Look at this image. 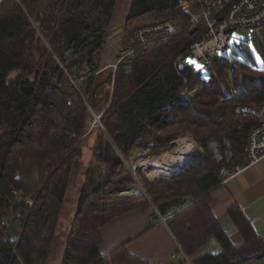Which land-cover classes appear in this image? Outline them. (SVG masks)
<instances>
[{"label":"trees","instance_id":"16d2710c","mask_svg":"<svg viewBox=\"0 0 264 264\" xmlns=\"http://www.w3.org/2000/svg\"><path fill=\"white\" fill-rule=\"evenodd\" d=\"M119 1L0 0V264H48L56 253L62 255L58 264H147L128 254L125 244L106 255L99 246L108 223L152 205L155 217L171 216L167 224L186 256L210 236L219 239L224 252L195 264H242L263 256L233 246L211 212L210 193L223 181L219 168L247 159L254 121L234 110L264 101V68L239 64L238 44L231 49L238 64L214 58L210 84L199 82L191 66L179 73L176 61L189 58L190 47L203 39L201 31L189 30L183 14L197 0H132L127 28L170 20L190 32L153 42L115 73L111 67L101 71L97 52L110 36ZM184 78L198 89L193 106L181 99L190 85ZM78 80L83 83L77 88L72 82ZM102 112L105 130L94 131L95 115ZM188 135L204 151L202 160L195 156L192 165L169 168L188 166L178 172L154 168L158 178L176 174L170 181L152 183L139 169L134 178L137 151L159 156ZM138 176L143 196L134 192ZM72 189L77 207L58 249ZM12 190L33 198V208ZM18 212L21 217L9 222ZM230 213L247 243L257 244L242 212ZM17 222L22 233L12 240L8 225Z\"/></svg>","mask_w":264,"mask_h":264},{"label":"crops","instance_id":"0c3cea01","mask_svg":"<svg viewBox=\"0 0 264 264\" xmlns=\"http://www.w3.org/2000/svg\"><path fill=\"white\" fill-rule=\"evenodd\" d=\"M195 96L190 94L192 98ZM237 164L242 165V170L211 191L210 209L235 248L248 246L263 253L242 264H264V156L258 162H251L247 157L244 164ZM75 202L76 209L77 200ZM232 209L240 210L252 227L257 236L254 246L247 243L231 216ZM101 235L99 250L102 254H109L125 244L128 254L147 264H195L207 256H219L224 252L219 239L212 235L195 254L186 256L167 222L154 216L153 205L148 210L138 209L115 218L101 229Z\"/></svg>","mask_w":264,"mask_h":264},{"label":"built area","instance_id":"2783aa9c","mask_svg":"<svg viewBox=\"0 0 264 264\" xmlns=\"http://www.w3.org/2000/svg\"><path fill=\"white\" fill-rule=\"evenodd\" d=\"M184 13L190 21V29H201L204 33L202 42L194 44L191 51L193 59L196 60L202 69H209L215 57L227 58L232 48L236 47L245 38L241 34H252L264 28V0H197L194 7L186 6ZM180 34L176 25L171 21L153 23L151 25L136 28L134 32V42L121 48L119 59L110 67L117 70L119 65L127 64L139 50H146L147 47L162 38L177 36ZM238 41V42H234ZM181 61L177 62L176 66ZM182 64V63H181ZM195 70V76H200L201 72L194 65L189 64ZM85 82V80H84ZM83 82H81L82 84ZM184 83L190 82L184 78ZM189 90L181 93V99L188 103H193L191 97L187 98ZM235 114L241 117L250 118L254 121V127L249 134V144L247 147V157L251 162H258L264 156V101L260 104L246 105L239 104L235 107ZM135 155L146 156L147 151ZM139 166H134L131 173L137 178L136 170ZM242 170V165L222 167L219 169V176L225 180ZM25 202L28 208H33L34 199H24L22 195L11 191ZM144 193V190H143ZM142 194V193H141ZM145 194V193H144ZM21 217V213H15L12 220ZM158 217L167 222L170 216ZM8 221L2 222L7 225ZM181 252L182 249H181Z\"/></svg>","mask_w":264,"mask_h":264},{"label":"rangeland","instance_id":"374dc122","mask_svg":"<svg viewBox=\"0 0 264 264\" xmlns=\"http://www.w3.org/2000/svg\"><path fill=\"white\" fill-rule=\"evenodd\" d=\"M131 1L132 0H120L119 1L118 7L116 10V14H115V19L112 23L110 36L107 39V41L105 42L103 49L101 51L97 52L98 61L96 62V64L101 68V71H103L107 68L110 69V66L115 64L117 62V60L119 59V54H120L121 48L130 44L129 42L134 39V32L136 29L133 30L130 27L127 28V25H126V20H127V16L129 13ZM184 8H183V14L186 18H188L184 13ZM163 21H170V20H160V21H156V22H163ZM151 24H153V23H150L147 25H151ZM139 27H141V26H139ZM195 29L196 28H194V30ZM187 30L186 31H180L179 30V32H180V34H182L184 32H190ZM194 30H192L191 32H193ZM198 31H199V34H201L200 29H197V31H195V32H198ZM180 34H178V35H180ZM202 34L204 37L203 32H202ZM241 35L243 37L248 36V38H245L244 39L245 41L241 42L235 49L237 51L241 50V53H240V51H238L239 56L236 57V58H238L239 64H248V65H251L254 67H258L259 69L262 70L264 68V63H262V61H264V30L256 31V32H253L252 34L243 33ZM169 38H171V37H169ZM165 39H168V38H163L162 40H165ZM189 52H190V49H189ZM190 58L193 59L192 57H190ZM190 58H188V55H187V56L183 57L182 60H181V58L178 59L175 63V66H176L177 62H179V61H181L182 65L184 63V65L188 66L189 65L188 60ZM216 58L220 59L221 56H217V57H215V59ZM227 58H229V60H234V56L232 55V52L229 54V56ZM233 64H238V62L234 60ZM92 71H93L92 69L87 70L88 73H91ZM200 72H201V75H200L199 80H198L199 82L206 80L205 83L210 84L213 81V77L209 76L206 69H202V70H200ZM114 73H115V71H114ZM207 76H208V78H207ZM189 82H190V80H189ZM72 83L77 88L82 86L80 84V80L73 81ZM189 84H188L189 85L188 88H185L183 90V91L189 90V92L187 94V96H188L187 98L190 97V94H192V93L196 94L198 91V89L196 90V88L192 89L194 86L193 82H191ZM194 104H195V102L193 100V104H189V105L193 106ZM102 114H103V112L99 116L95 115V122L93 124L94 131H96L98 128H101L103 130L105 129L102 121L98 120V117L101 118ZM179 139H178L179 141L177 140L178 142L175 141L173 143V145H172L173 147H169V148L165 149L164 152L162 154H160L159 156L150 155V154H148L149 152L144 157L141 155H135L133 158L132 164H131L132 168L134 166L140 165L141 168L139 170H140L141 174L144 177H146L147 180L151 181L152 183H156L160 179L170 181L175 175L169 179L161 178V177L158 178L159 175H157L155 173L154 168L155 167H161L163 170L178 172V171H182L183 169L182 170H169V168H172V166L173 167H179L182 165H188L194 161L195 156H196V160L199 159L201 157V155H203V157L199 160H202L205 157L204 151L202 153L200 146H199V143L194 136H189V135L188 136H182ZM183 142H185L186 145H189L191 147L189 149L190 154L186 158V162H183L180 165H175L176 163L173 162V159H172L174 157L173 155L178 153L179 149H181V147H182ZM86 145H87V147H90V145H88V144H86ZM193 152H194V154H193ZM140 153H142V152L138 151L137 154H140ZM168 153L171 154V156L168 157V155H169ZM192 154H193V158L190 159ZM159 157H160V160L162 161V163L164 165L154 163V162H156V160ZM167 158L169 161L167 160ZM148 161L150 163L145 165V163H147ZM234 165H238V164H234ZM234 165H229V166H234ZM229 166H226V167H229ZM166 167H168V169H166ZM222 167H224V166H222ZM138 180L140 182H136L137 188L135 189L134 192L137 196H143V195H145L144 194L145 192L143 193V188H145V186L143 185V183L141 181V176L140 177L138 176ZM128 194H129V192H128ZM77 199H78L77 190L72 189L69 193V198L66 201V205H65V209H64V213H63L64 215L62 217V223H61L62 227L60 228V230H58L59 234L57 235V238L55 241V246H57L58 249H61L63 244L66 242L68 231L70 230L71 221H72L74 212L76 210L75 209V204H76L75 200H77ZM11 221H12V218L9 220V222H11ZM21 233H22V224L20 222L10 223L8 225V235H9V238H11L12 240L18 239V237L21 235ZM61 257H62L61 254L59 256H57V253H56L52 258H50L48 264H58Z\"/></svg>","mask_w":264,"mask_h":264},{"label":"bare ground","instance_id":"6f19581e","mask_svg":"<svg viewBox=\"0 0 264 264\" xmlns=\"http://www.w3.org/2000/svg\"><path fill=\"white\" fill-rule=\"evenodd\" d=\"M156 23H158V22H156ZM146 26V25H145ZM134 42V41H133ZM132 42V43H133ZM194 46V45H193ZM191 48L192 47H190V52H189V58L190 57H192L193 58V53H192V51H191ZM136 54V53H135ZM135 56V55H134ZM134 58V57H133ZM132 58V59H133ZM180 59V58H179ZM181 60H182V58H181ZM181 66H182V64L180 63L178 66H175V69L180 73V70H181ZM181 75V74H180ZM186 79H188V78H186ZM189 80V79H188ZM195 80V79H194ZM184 81V80H183ZM251 105H253V104H251ZM234 113H235V110H234ZM98 120H100V117H98ZM105 130V129H104ZM185 145V146H184ZM191 147L189 146V145H186L185 144V142H183L182 143V147H181V149H179V151H178V153L177 154H175V155H173L174 157L172 158L173 159V162H175L176 164L175 165H180V164H182L183 162H186V158L188 157V155L190 154V152H189V149H190ZM169 154V153H168ZM169 156H171V154H169L168 155V157ZM167 160H168V158H167ZM169 161V160H168ZM165 162V161H164ZM150 162L148 161L147 163H145V165L146 164H149ZM154 163H158V164H161V165H164L163 163H162V161L160 160V157L156 160V162H154ZM166 163V162H165ZM154 166V165H153ZM164 167V166H163ZM165 168V167H164Z\"/></svg>","mask_w":264,"mask_h":264},{"label":"snow or ice","instance_id":"6c2138e0","mask_svg":"<svg viewBox=\"0 0 264 264\" xmlns=\"http://www.w3.org/2000/svg\"><path fill=\"white\" fill-rule=\"evenodd\" d=\"M234 42H238V41H235V40H234ZM188 63L194 65L198 70H202V66L199 65L198 62H197L196 60L190 58V59L188 60ZM262 63H264V61H262Z\"/></svg>","mask_w":264,"mask_h":264},{"label":"water","instance_id":"95a60500","mask_svg":"<svg viewBox=\"0 0 264 264\" xmlns=\"http://www.w3.org/2000/svg\"><path fill=\"white\" fill-rule=\"evenodd\" d=\"M196 30H197V29H195L193 32H195ZM184 69H185V65L183 64V65L181 66V70H184ZM190 165H191V164H190ZM188 166H189V165H188ZM188 166H186L185 168H187ZM185 168H184V169H185ZM184 169H183V170H184ZM183 170H182V171H183ZM175 175H176V174H175Z\"/></svg>","mask_w":264,"mask_h":264}]
</instances>
